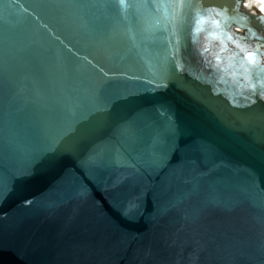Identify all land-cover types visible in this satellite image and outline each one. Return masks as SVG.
I'll list each match as a JSON object with an SVG mask.
<instances>
[{
    "label": "water",
    "instance_id": "1",
    "mask_svg": "<svg viewBox=\"0 0 264 264\" xmlns=\"http://www.w3.org/2000/svg\"><path fill=\"white\" fill-rule=\"evenodd\" d=\"M0 264H264V13L0 0Z\"/></svg>",
    "mask_w": 264,
    "mask_h": 264
},
{
    "label": "flooded vegetation",
    "instance_id": "2",
    "mask_svg": "<svg viewBox=\"0 0 264 264\" xmlns=\"http://www.w3.org/2000/svg\"><path fill=\"white\" fill-rule=\"evenodd\" d=\"M255 0H244V5L247 8H251L252 6H255L256 8L260 9V11L263 13L264 11L262 10V8L259 6L260 2L255 1Z\"/></svg>",
    "mask_w": 264,
    "mask_h": 264
},
{
    "label": "bare ground",
    "instance_id": "3",
    "mask_svg": "<svg viewBox=\"0 0 264 264\" xmlns=\"http://www.w3.org/2000/svg\"><path fill=\"white\" fill-rule=\"evenodd\" d=\"M255 1H259L260 2V4H259V6L262 8V10L264 11V0H255ZM254 1V2H255ZM264 13V12H263Z\"/></svg>",
    "mask_w": 264,
    "mask_h": 264
},
{
    "label": "snow or ice",
    "instance_id": "4",
    "mask_svg": "<svg viewBox=\"0 0 264 264\" xmlns=\"http://www.w3.org/2000/svg\"><path fill=\"white\" fill-rule=\"evenodd\" d=\"M245 17H246V14H245ZM227 39H228V40H232L233 37H232L231 35H229V36L227 37ZM248 59H249V61L252 60V55H251V54H249Z\"/></svg>",
    "mask_w": 264,
    "mask_h": 264
}]
</instances>
